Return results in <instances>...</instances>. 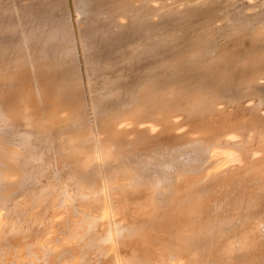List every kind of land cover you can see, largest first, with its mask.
Returning a JSON list of instances; mask_svg holds the SVG:
<instances>
[{
    "label": "bare ground",
    "instance_id": "bare-ground-1",
    "mask_svg": "<svg viewBox=\"0 0 264 264\" xmlns=\"http://www.w3.org/2000/svg\"><path fill=\"white\" fill-rule=\"evenodd\" d=\"M226 17L263 28L264 0H0V264H264L263 143L147 146L132 122L177 42ZM219 149L252 164L234 185H212Z\"/></svg>",
    "mask_w": 264,
    "mask_h": 264
},
{
    "label": "flooded vegetation",
    "instance_id": "flooded-vegetation-1",
    "mask_svg": "<svg viewBox=\"0 0 264 264\" xmlns=\"http://www.w3.org/2000/svg\"><path fill=\"white\" fill-rule=\"evenodd\" d=\"M231 25L228 17L204 28L202 23L197 24L177 42L178 50L173 51L172 59L161 66L164 78L160 79L159 85L149 88L138 110L141 116L132 120L142 118L146 123L155 122L140 129L149 134L141 142L149 140L147 146H173L192 141L241 142L249 137L264 146V106L259 104L264 97V27L226 36L224 32ZM217 44L216 54L205 60L201 49ZM53 94L47 107L57 106V114L67 111L61 116L62 120L74 118L78 110L76 100L64 105L63 99L58 98L59 95L56 97L55 92ZM118 121L117 118L112 120L106 135L124 137V132L135 128L134 125L128 129L124 125L113 128ZM252 157L258 162L255 171L262 174L264 150ZM250 166L241 155L219 149L214 152V164L209 174L212 185H234L236 176L239 178L244 170L251 169ZM219 176L225 179L214 180ZM107 184L109 192L125 185L123 182L112 184L111 181ZM128 197L111 194L110 200L124 201ZM128 199L135 201L136 198L130 195Z\"/></svg>",
    "mask_w": 264,
    "mask_h": 264
}]
</instances>
